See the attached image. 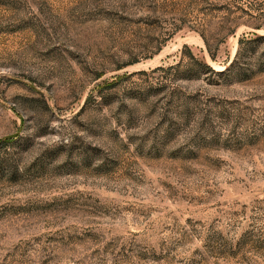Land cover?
<instances>
[{
  "label": "rangeland",
  "instance_id": "rangeland-1",
  "mask_svg": "<svg viewBox=\"0 0 264 264\" xmlns=\"http://www.w3.org/2000/svg\"><path fill=\"white\" fill-rule=\"evenodd\" d=\"M256 23L264 0H0V264H264ZM241 34L229 75L181 53L225 70Z\"/></svg>",
  "mask_w": 264,
  "mask_h": 264
},
{
  "label": "trees",
  "instance_id": "trees-1",
  "mask_svg": "<svg viewBox=\"0 0 264 264\" xmlns=\"http://www.w3.org/2000/svg\"><path fill=\"white\" fill-rule=\"evenodd\" d=\"M237 10H239V8H237ZM242 15H237L235 10H228V13L226 16L223 17L222 21H221V28L220 30L215 34V39H217L218 37H222L221 40L225 39L227 36H229L230 34H234L236 32V30L238 29V27L244 23V21L241 19ZM201 26L202 28L199 30V33L201 35V37L203 38L207 51L210 55V57L212 59H216V51L218 50V44L219 41H216L214 43H211L210 41V35H207V20L206 18H203L202 22H201ZM252 27H254L255 29H261L264 27L263 23H256V24H251ZM253 35H255V39L254 40H262L264 39V35L258 34V33H253ZM220 40V41H221ZM246 41V37L245 34H241V36L238 39V50L236 52V55L234 57V59L232 60V62L229 64V66L225 69V70H215L210 64H208L204 59H200L198 58L193 51L191 50V48L188 45H184L181 53L183 55H188L190 57V59L192 60V65L201 72H210L213 73L215 75H219V76H225V75H229L231 73V71L233 70V68H235L238 64V58L240 55V50L243 48V45Z\"/></svg>",
  "mask_w": 264,
  "mask_h": 264
}]
</instances>
